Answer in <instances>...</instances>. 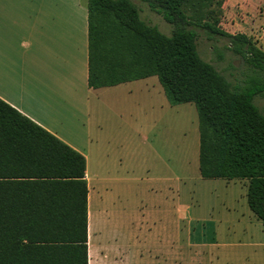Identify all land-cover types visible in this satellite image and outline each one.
<instances>
[{"label": "trees", "instance_id": "obj_1", "mask_svg": "<svg viewBox=\"0 0 264 264\" xmlns=\"http://www.w3.org/2000/svg\"><path fill=\"white\" fill-rule=\"evenodd\" d=\"M172 25L169 35L132 0H88V82L99 87L156 75L171 105L198 115L203 178L247 180L246 201L264 223V51L217 22L211 0H141ZM224 37L251 70L233 85L197 49L199 31ZM85 158L0 99V264H87Z\"/></svg>", "mask_w": 264, "mask_h": 264}, {"label": "crops", "instance_id": "obj_2", "mask_svg": "<svg viewBox=\"0 0 264 264\" xmlns=\"http://www.w3.org/2000/svg\"><path fill=\"white\" fill-rule=\"evenodd\" d=\"M87 2L0 0V99L85 158L87 264H132L133 254L135 264H180L185 249L195 256L209 253L206 264L263 259L264 230L226 227L251 219V214L239 215L232 202L223 201V225L220 221L210 235L193 236L190 230L187 234L181 230L179 190L171 211L168 208L171 216L167 212L170 229L160 228L159 217L157 222L151 221L150 207L140 212L139 226L132 229L133 166L127 134L131 127L126 118L131 110L117 96L135 94L140 115L149 103L160 109L174 106L159 90L156 75L113 85H89ZM110 116L122 121L118 134L110 129ZM142 165L147 174L151 164L145 160ZM165 167L170 168L167 162ZM151 178L146 176V184ZM223 179L225 183L245 180Z\"/></svg>", "mask_w": 264, "mask_h": 264}, {"label": "rangeland", "instance_id": "obj_3", "mask_svg": "<svg viewBox=\"0 0 264 264\" xmlns=\"http://www.w3.org/2000/svg\"><path fill=\"white\" fill-rule=\"evenodd\" d=\"M132 1L140 9L142 19L158 27L164 34H170L172 25L166 22L160 14L149 10L146 3L141 0ZM213 1L218 12L216 24L220 28L232 34H246L257 47L264 51V0ZM198 31L199 36L196 43L200 57L213 64L233 85H243L251 71L245 59L227 48L226 38L214 36L210 39L205 32ZM157 85L163 92L158 81ZM163 95L165 100H168L164 92ZM117 99L126 102V108L131 110L126 115L131 131L127 133V130L126 133L130 134L129 156L133 166L132 229L138 228L140 212L144 213L149 207L151 208V221L157 222L159 217L162 219L160 228L170 229L171 217L168 222L167 212L168 208L171 211L172 200H176V192L179 190L182 204L180 228L186 234L190 230L193 236L194 234L199 237L203 234L210 235L211 231L217 227L216 225L220 226V221L223 225V201L232 202L239 215L251 214L249 221L244 218L246 221L238 225L234 221L226 227H234L237 230L245 228L254 232L264 230V224L257 220L248 208L246 180L225 183L227 181L223 178L203 179L200 177L198 171V115L192 102L175 105L169 103L174 106L171 109H160L149 103L146 112L140 115L135 94L130 97L117 96ZM255 103L264 111V95L256 97ZM145 115L146 119H143ZM115 119L110 116L108 122L112 125L111 131L118 134L122 121ZM145 160L151 164L147 174L142 165ZM166 162L170 168L165 167ZM146 176L152 177L148 181L149 184H146ZM178 184H180L179 189ZM147 186H149L148 189ZM167 202L169 207H167ZM161 203H163L162 206ZM161 208H163L162 213L159 211ZM168 213L171 216V213ZM134 239L133 236V241ZM208 254L199 253L195 256L194 252L189 253L185 249L180 253V264H206L205 256ZM136 261L137 258L133 254L132 264ZM243 264H264V257L260 261L252 262L249 257Z\"/></svg>", "mask_w": 264, "mask_h": 264}, {"label": "bare ground", "instance_id": "obj_4", "mask_svg": "<svg viewBox=\"0 0 264 264\" xmlns=\"http://www.w3.org/2000/svg\"><path fill=\"white\" fill-rule=\"evenodd\" d=\"M91 248V247H90Z\"/></svg>", "mask_w": 264, "mask_h": 264}]
</instances>
